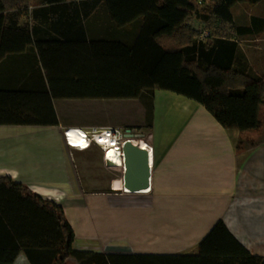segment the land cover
<instances>
[{"label":"crops","instance_id":"1","mask_svg":"<svg viewBox=\"0 0 264 264\" xmlns=\"http://www.w3.org/2000/svg\"><path fill=\"white\" fill-rule=\"evenodd\" d=\"M254 6L264 8V0ZM50 7L32 0L31 32L33 26L38 36L50 32ZM7 13L0 16V46ZM26 22L24 15L20 24ZM257 47V59L264 60L263 44ZM24 48L0 57V88L38 89L37 48ZM41 73L47 83L44 68ZM70 99L52 100L57 124L47 121V109L44 120L30 121L41 112L27 110L29 121L0 123V178L61 205L75 250L117 256L119 264H160L164 256L198 255L201 241L222 220L250 253L264 257V140L240 149L238 139L249 130L226 126L205 102L156 88L152 131L142 137L153 147L150 189L130 192L117 157H108L110 165L98 145L77 149L66 141L67 128L89 130L84 122L61 118L59 103ZM0 263L32 264L22 247H0ZM66 263L80 264L74 256Z\"/></svg>","mask_w":264,"mask_h":264},{"label":"trees","instance_id":"2","mask_svg":"<svg viewBox=\"0 0 264 264\" xmlns=\"http://www.w3.org/2000/svg\"><path fill=\"white\" fill-rule=\"evenodd\" d=\"M209 1L204 17L212 14L232 24L234 5L262 0ZM30 3L0 0V16L8 10L0 57L34 44L47 83L38 67V89L0 88V123L29 121L27 110L41 112L30 121L44 120L47 109V121L57 124L53 99H130L146 93L152 123L155 89L162 88L205 102L223 124L241 132L261 126L264 75L254 77L234 67L239 46L225 29H217L214 41L198 39L188 21L194 13L190 0H44L51 4L50 32L41 36L35 26L31 32ZM24 15L27 22L21 25ZM98 15L107 18L108 28L95 39L88 26ZM251 24L236 31L264 30L263 18L254 17ZM74 237L61 205L8 176L0 178V247H22L32 264H67L69 256L80 264H119L117 256L75 250ZM198 247V255L164 256L160 264H264V257L250 253L222 220Z\"/></svg>","mask_w":264,"mask_h":264},{"label":"rangeland","instance_id":"3","mask_svg":"<svg viewBox=\"0 0 264 264\" xmlns=\"http://www.w3.org/2000/svg\"><path fill=\"white\" fill-rule=\"evenodd\" d=\"M32 3V0H31ZM194 6V13L188 21L197 31L200 26L207 24V28L213 34L211 41L218 38L217 29H225L226 36H231L238 42L239 51L234 62V67L244 71L251 76L260 77L264 75V60H258L259 47L263 44L264 47V32H256L250 34H240L236 31L239 26H251L252 19L257 15H264V8H255L254 4L241 2L234 5L231 10L234 16L232 24L224 22L214 15H209L205 18L207 8H211V2L207 0L204 4H198L196 0H190ZM103 15H98L88 26L89 33L92 38H101L104 36V30L108 28L107 18ZM262 38V40H258ZM118 40H126L120 36H115ZM150 94L146 93L140 98L130 99H95L89 98L84 100H66L59 103L63 105L61 115L63 121H81L84 122L89 130L94 127L119 128L125 133L126 129H131L133 133H140L150 138L151 123H150ZM261 126L258 129L244 133L238 139V147L250 148L260 141L264 140V108L260 110ZM137 143H141L140 139ZM145 140V139H144ZM148 142L147 140H145ZM116 165L117 162H116ZM120 166V165H118ZM122 167V165H121ZM117 176L121 175L120 169L114 168Z\"/></svg>","mask_w":264,"mask_h":264},{"label":"built area","instance_id":"4","mask_svg":"<svg viewBox=\"0 0 264 264\" xmlns=\"http://www.w3.org/2000/svg\"><path fill=\"white\" fill-rule=\"evenodd\" d=\"M198 2V4H204L206 2V0H196ZM198 32V39L200 41H203L205 43L211 42V37H212V33L211 31L207 28V24H203L202 26L199 27V29H197ZM70 129L65 130V138L66 141L68 142V144L71 147L77 148V149H81V148H90L93 145H98L101 149H102V153H103V158L105 160V162L107 164H109L110 162H108V150H106V142H103L102 139H107V140H114L113 142L116 143L115 144V148L116 150L119 152V155H121L123 157V163L124 166H118L121 167L122 172L125 173V156H124V145L126 142V138L124 136L125 133L122 132L121 129L119 128H112V127H105V128H93L92 130H85V129H76L75 132H73V135H69ZM126 132V131H125ZM131 132H133L131 130ZM79 133H83V136H80ZM72 139H75L77 143H79L78 145H75L72 141ZM139 137L133 138L132 142L135 145H139L140 147H142L140 144H138V141H141ZM143 148V147H142ZM146 149V148H145ZM153 147L150 145L149 146V152H152ZM150 154V153H149Z\"/></svg>","mask_w":264,"mask_h":264},{"label":"water","instance_id":"5","mask_svg":"<svg viewBox=\"0 0 264 264\" xmlns=\"http://www.w3.org/2000/svg\"><path fill=\"white\" fill-rule=\"evenodd\" d=\"M124 136L126 138L124 145L126 168L123 177L124 189L130 192L149 190L151 177L150 152L132 142L133 138H142L143 134L133 133L131 129H126ZM115 155H119V152H116Z\"/></svg>","mask_w":264,"mask_h":264},{"label":"bare ground","instance_id":"6","mask_svg":"<svg viewBox=\"0 0 264 264\" xmlns=\"http://www.w3.org/2000/svg\"><path fill=\"white\" fill-rule=\"evenodd\" d=\"M68 129H70V130H69L70 133H73V132L76 131V129H81V128H78V127H70V128H67L66 130H68ZM71 141H72L75 145H78V146H79V143H77L75 139H72V138H71ZM102 141H103V142L108 141V142L106 143V145H107V146H106V150H108V157H117V161H115V162H117V164L120 165V166L122 165V167H123V166H124V163H123V157H122L121 155H114L115 152H118V151L116 150V148H115V144H116V143L113 142L114 140H112V139H110V140L102 139ZM141 146H142L143 148H146L147 150H149L147 144L142 143ZM79 147H80V146H79ZM109 149H111V150H109ZM110 152H112L113 155H109ZM150 153H151V152H150ZM149 156H150V154H149ZM112 161L114 162V160H110V159H108V162H110V163H109L110 165L113 164ZM150 165H151V157H150Z\"/></svg>","mask_w":264,"mask_h":264},{"label":"snow or ice","instance_id":"7","mask_svg":"<svg viewBox=\"0 0 264 264\" xmlns=\"http://www.w3.org/2000/svg\"><path fill=\"white\" fill-rule=\"evenodd\" d=\"M69 135H73V133H69ZM80 136H83V133H79Z\"/></svg>","mask_w":264,"mask_h":264}]
</instances>
